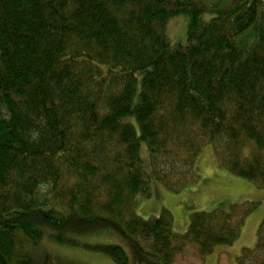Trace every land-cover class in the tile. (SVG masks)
Masks as SVG:
<instances>
[{"label": "trees", "instance_id": "1", "mask_svg": "<svg viewBox=\"0 0 264 264\" xmlns=\"http://www.w3.org/2000/svg\"><path fill=\"white\" fill-rule=\"evenodd\" d=\"M181 15L188 43L172 45ZM206 146L264 190V0H0V264L105 229L138 264L232 246L258 203L193 213L184 234L167 210L136 214L154 182L195 184ZM235 264H264V220Z\"/></svg>", "mask_w": 264, "mask_h": 264}, {"label": "rangeland", "instance_id": "2", "mask_svg": "<svg viewBox=\"0 0 264 264\" xmlns=\"http://www.w3.org/2000/svg\"><path fill=\"white\" fill-rule=\"evenodd\" d=\"M215 0H204L212 4ZM207 16L205 19H210ZM189 18L178 16L169 21L166 36L172 45L188 43ZM197 182L180 191H172L160 183L151 185L150 196H139L136 214L146 220L169 211L173 218V231L184 234L190 217L196 212H212L247 202L259 206L245 222L240 238L232 246L217 247L212 255L202 259L194 246H187L176 255L174 264H235L245 249L257 245L258 230L264 220V190L254 183L239 179L218 166L212 146H206L196 164ZM59 244L44 238L32 248L37 264H116L106 248L119 246L128 256V264H138L133 246L120 233L105 229L93 233L74 234L65 237Z\"/></svg>", "mask_w": 264, "mask_h": 264}]
</instances>
